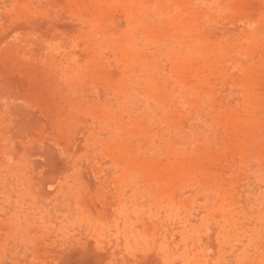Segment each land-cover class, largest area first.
Instances as JSON below:
<instances>
[{"label": "rangeland", "instance_id": "obj_1", "mask_svg": "<svg viewBox=\"0 0 264 264\" xmlns=\"http://www.w3.org/2000/svg\"><path fill=\"white\" fill-rule=\"evenodd\" d=\"M0 264H264V0H0Z\"/></svg>", "mask_w": 264, "mask_h": 264}]
</instances>
